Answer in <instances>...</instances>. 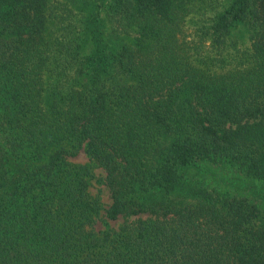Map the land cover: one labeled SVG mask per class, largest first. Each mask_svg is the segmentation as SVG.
I'll return each mask as SVG.
<instances>
[{
  "label": "trees",
  "instance_id": "1",
  "mask_svg": "<svg viewBox=\"0 0 264 264\" xmlns=\"http://www.w3.org/2000/svg\"><path fill=\"white\" fill-rule=\"evenodd\" d=\"M184 3L0 0V264H264V0Z\"/></svg>",
  "mask_w": 264,
  "mask_h": 264
},
{
  "label": "rangeland",
  "instance_id": "2",
  "mask_svg": "<svg viewBox=\"0 0 264 264\" xmlns=\"http://www.w3.org/2000/svg\"><path fill=\"white\" fill-rule=\"evenodd\" d=\"M228 1L229 0H184L185 3L183 4V8L185 12L183 18L181 19V33H179L178 35L182 37L185 41L189 42L191 40V44L197 45L199 51L196 48H194V51L202 52L205 49L209 50L208 46L211 45L209 38L210 35L206 34L205 37L202 35V28H205V26L210 21L209 19H206V17L211 16L214 11L220 10L221 8L226 6L228 4ZM245 26L246 25H241V27H239V30L242 31L243 35V39L239 40L241 42L240 44L242 45L244 44V41H246L245 35L247 33ZM129 34H131L132 37L137 36V27H130ZM127 39L130 38L127 37ZM212 50L213 49L209 50L211 54L208 53L211 56L213 53ZM213 67L215 66L213 65ZM70 159L75 162L89 164L91 166L92 177L90 190L92 193L99 195L100 203L102 206L101 211H104L105 207H107L111 201L108 187L103 181V176L105 174L104 169L100 166H97L96 164H93L83 149H81L75 156L70 157ZM227 168L228 166H223L222 164H219V162H205L203 166H201L200 168H196V171L198 172V175H200L202 171H204L205 176L208 177L207 179H209L210 185L229 191L235 190L237 184L244 185L246 183L244 181L247 180V177L243 180L242 177H237L236 174H234L235 170L232 171ZM192 173H194V169ZM194 176L196 178L198 177L197 175ZM257 192L262 193L263 191H253V194L258 195ZM108 221L110 225L118 226L123 221V219H108ZM106 225L107 224L105 222L98 220L95 223V228L102 229L106 227Z\"/></svg>",
  "mask_w": 264,
  "mask_h": 264
}]
</instances>
